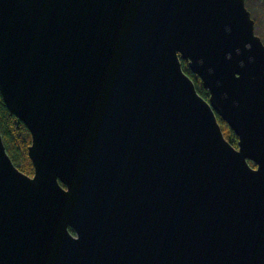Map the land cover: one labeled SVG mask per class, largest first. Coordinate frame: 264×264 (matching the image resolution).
Segmentation results:
<instances>
[{"label":"water","instance_id":"obj_1","mask_svg":"<svg viewBox=\"0 0 264 264\" xmlns=\"http://www.w3.org/2000/svg\"><path fill=\"white\" fill-rule=\"evenodd\" d=\"M0 96L33 166L0 135V264H264V45L244 0H0Z\"/></svg>","mask_w":264,"mask_h":264},{"label":"trees","instance_id":"obj_2","mask_svg":"<svg viewBox=\"0 0 264 264\" xmlns=\"http://www.w3.org/2000/svg\"><path fill=\"white\" fill-rule=\"evenodd\" d=\"M246 9L253 20L254 33L260 38L264 45V0H244ZM182 71L192 80L197 93L208 99V91L202 86L200 79L190 71L187 62L179 58ZM216 120L219 124L224 138L236 147L237 136L217 114ZM0 135L6 153L13 164L28 176L33 174V166L27 155V146L30 144V134L26 126L5 107L0 96ZM251 166L254 163L249 162Z\"/></svg>","mask_w":264,"mask_h":264}]
</instances>
